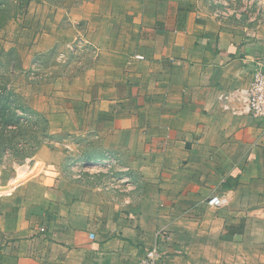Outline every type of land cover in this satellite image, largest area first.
<instances>
[{
	"label": "crops",
	"instance_id": "obj_1",
	"mask_svg": "<svg viewBox=\"0 0 264 264\" xmlns=\"http://www.w3.org/2000/svg\"><path fill=\"white\" fill-rule=\"evenodd\" d=\"M94 5L73 19L95 56L37 112L81 139L88 168L114 156L116 178H75L55 148L42 170L4 167L0 264H138L157 242L160 264H264V120L221 102L238 107L264 64V21L224 17L212 0ZM74 34L48 27L34 52Z\"/></svg>",
	"mask_w": 264,
	"mask_h": 264
},
{
	"label": "rangeland",
	"instance_id": "obj_2",
	"mask_svg": "<svg viewBox=\"0 0 264 264\" xmlns=\"http://www.w3.org/2000/svg\"><path fill=\"white\" fill-rule=\"evenodd\" d=\"M109 1L0 0V171L4 167L11 171L42 170L41 150L55 148L63 153L66 173L75 178L91 182L97 172L108 179L116 178L113 168H87L92 162L79 149L81 139L56 134L59 123H50L37 112L43 113L42 107L47 108L48 98L53 102V85L58 80V87L65 80L73 81L95 56L94 47L86 42L87 24L75 22L74 15L78 16L84 6L93 12L94 4L105 6ZM212 2L224 17L264 21V0ZM48 27L59 32L73 30L76 38L60 45L59 51L35 53V43ZM53 110H59V105L54 104ZM77 147L79 152L75 154L72 148Z\"/></svg>",
	"mask_w": 264,
	"mask_h": 264
},
{
	"label": "built area",
	"instance_id": "obj_3",
	"mask_svg": "<svg viewBox=\"0 0 264 264\" xmlns=\"http://www.w3.org/2000/svg\"><path fill=\"white\" fill-rule=\"evenodd\" d=\"M235 96L239 97V106L231 108L227 104L231 96H223L221 102L226 110L234 114L248 115L254 119L264 120V64L257 63L252 71L251 81L246 88L238 90ZM101 165L106 168H113L117 165L114 156L108 155L101 161ZM88 168V167H87ZM225 204L224 198L220 196H212L208 199L207 205L210 207L220 208ZM44 231V230H42ZM166 233L164 231L157 232V240L166 241ZM166 246L156 243L151 249L147 250L145 255L140 259L138 264H160L166 257Z\"/></svg>",
	"mask_w": 264,
	"mask_h": 264
}]
</instances>
